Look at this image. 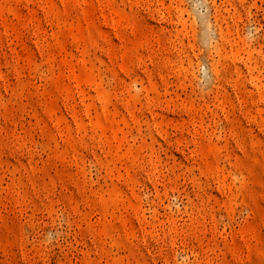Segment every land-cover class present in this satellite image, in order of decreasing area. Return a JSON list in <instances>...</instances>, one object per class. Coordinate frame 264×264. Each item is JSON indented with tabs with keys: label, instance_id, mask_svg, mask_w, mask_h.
Wrapping results in <instances>:
<instances>
[{
	"label": "rangeland",
	"instance_id": "rangeland-1",
	"mask_svg": "<svg viewBox=\"0 0 264 264\" xmlns=\"http://www.w3.org/2000/svg\"><path fill=\"white\" fill-rule=\"evenodd\" d=\"M0 264H264V0H0Z\"/></svg>",
	"mask_w": 264,
	"mask_h": 264
}]
</instances>
